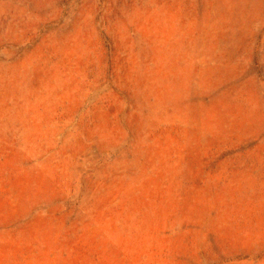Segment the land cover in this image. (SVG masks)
<instances>
[{
    "label": "rangeland",
    "instance_id": "374dc122",
    "mask_svg": "<svg viewBox=\"0 0 264 264\" xmlns=\"http://www.w3.org/2000/svg\"><path fill=\"white\" fill-rule=\"evenodd\" d=\"M0 264H264V0H0Z\"/></svg>",
    "mask_w": 264,
    "mask_h": 264
}]
</instances>
